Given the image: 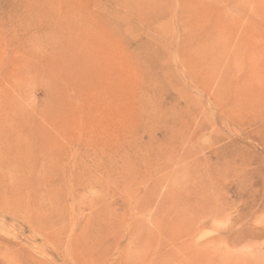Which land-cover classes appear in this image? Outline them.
<instances>
[{"label": "rangeland", "instance_id": "rangeland-1", "mask_svg": "<svg viewBox=\"0 0 264 264\" xmlns=\"http://www.w3.org/2000/svg\"><path fill=\"white\" fill-rule=\"evenodd\" d=\"M165 246L264 264V0H0V264Z\"/></svg>", "mask_w": 264, "mask_h": 264}, {"label": "bare ground", "instance_id": "bare-ground-1", "mask_svg": "<svg viewBox=\"0 0 264 264\" xmlns=\"http://www.w3.org/2000/svg\"><path fill=\"white\" fill-rule=\"evenodd\" d=\"M143 249L146 252L147 249H145V248H143ZM139 250H141V249H139ZM145 252L143 251V254H142L143 256L141 257L142 260L141 259L139 260L138 253L136 254L137 258H138V259L137 258L136 259L139 260V262L141 261L142 264H192L190 261L189 250H187L183 247H176V248L170 247V248H168L165 246V247H159V248L149 250V251L147 250V253H145ZM136 259H134V261ZM137 260H136V263L138 262Z\"/></svg>", "mask_w": 264, "mask_h": 264}]
</instances>
